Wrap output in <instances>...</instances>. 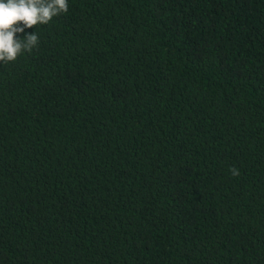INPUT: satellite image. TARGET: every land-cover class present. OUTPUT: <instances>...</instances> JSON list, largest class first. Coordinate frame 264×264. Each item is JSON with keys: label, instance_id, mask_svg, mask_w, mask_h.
I'll use <instances>...</instances> for the list:
<instances>
[{"label": "trees", "instance_id": "1", "mask_svg": "<svg viewBox=\"0 0 264 264\" xmlns=\"http://www.w3.org/2000/svg\"><path fill=\"white\" fill-rule=\"evenodd\" d=\"M68 5L0 63V264H264V0Z\"/></svg>", "mask_w": 264, "mask_h": 264}, {"label": "clouds", "instance_id": "2", "mask_svg": "<svg viewBox=\"0 0 264 264\" xmlns=\"http://www.w3.org/2000/svg\"><path fill=\"white\" fill-rule=\"evenodd\" d=\"M68 10V0H0V63L14 62L24 52L31 53L39 46L36 32L27 34L23 40L16 33L48 24ZM230 171L238 175L234 167Z\"/></svg>", "mask_w": 264, "mask_h": 264}]
</instances>
